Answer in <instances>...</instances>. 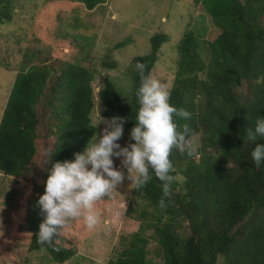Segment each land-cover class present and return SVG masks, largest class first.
Returning <instances> with one entry per match:
<instances>
[{"label":"trees","instance_id":"16d2710c","mask_svg":"<svg viewBox=\"0 0 264 264\" xmlns=\"http://www.w3.org/2000/svg\"><path fill=\"white\" fill-rule=\"evenodd\" d=\"M68 1L94 10L105 0ZM194 4L203 7L220 34L206 44L198 39L199 31L185 34L170 103L191 113L190 119H175L189 125L190 141L201 135L203 147L191 155L173 148L170 160L183 179L173 183L165 208L159 206L162 182L154 173L143 188L135 187L127 216L140 222V231L123 238L122 251L109 264H264V164L257 167L250 155L264 138L248 141L246 134L257 117L264 116V0ZM15 9V0H0V25L14 19ZM167 41L164 34L154 35L151 51L133 59L127 90L106 78L98 93L103 116L124 117L128 137L139 108L135 65L143 63L145 75H151ZM42 54H25L0 123V172L17 179L35 176L38 133L45 117L56 124L49 132L55 139L48 159L38 168L40 196L52 164L72 159L99 132L91 118L94 73L70 62L55 67ZM42 219L37 204L30 215V250L44 252L58 264L71 260L74 249L58 241L54 247L38 242ZM152 241L161 260L149 258Z\"/></svg>","mask_w":264,"mask_h":264},{"label":"rangeland","instance_id":"374dc122","mask_svg":"<svg viewBox=\"0 0 264 264\" xmlns=\"http://www.w3.org/2000/svg\"><path fill=\"white\" fill-rule=\"evenodd\" d=\"M15 6L14 19L0 25V123L28 52L43 51L41 57L55 67L59 62H70L94 73L95 108L91 118L99 134L105 127L103 121L110 120L103 116L104 107L98 98L105 79L127 90L132 83V61L151 51L154 35L164 34L168 41L161 47L151 76L171 90L178 48L185 34L199 31L198 39L205 44L220 34L194 0H105L94 10L68 0H15ZM55 129L51 117H45L38 133L35 176L17 179L0 172V264H58L44 252L30 250V215L43 187L38 168L48 159L55 139L49 132ZM118 142L121 146L131 142L125 130ZM191 143L193 149L203 147L202 136ZM113 159L125 179L96 202L94 208L101 222L94 229H87L83 219L77 218L62 230L58 242L76 252L64 264H109L122 251L123 238L140 231V222L127 216L136 186L127 178L120 159ZM155 247V242H150L149 258L161 260L154 254Z\"/></svg>","mask_w":264,"mask_h":264},{"label":"clouds","instance_id":"9594fccd","mask_svg":"<svg viewBox=\"0 0 264 264\" xmlns=\"http://www.w3.org/2000/svg\"><path fill=\"white\" fill-rule=\"evenodd\" d=\"M135 68L140 74V85L135 90L139 108L129 133V140L134 143L121 146L118 141L125 118L113 116L103 121L105 127L82 152L52 164L44 182L45 191L38 199L43 216L37 233L40 244L54 247L59 239L56 237L74 219L82 218L87 229H94L101 222L100 213L94 208L96 202L125 179L124 172L115 167L114 157L120 159L127 169V178L137 189L155 174L162 182L161 208L167 206L165 198L171 196L173 183L183 179L175 172L170 154L173 148L192 154L191 129L175 119H190L191 113L170 103V90L160 80L145 75L143 63L137 62ZM246 134L248 141L264 138V116L257 117L254 128L248 127ZM250 155L257 167L264 164V143L257 144Z\"/></svg>","mask_w":264,"mask_h":264}]
</instances>
